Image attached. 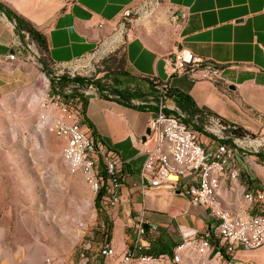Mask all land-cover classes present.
<instances>
[{
  "label": "crops",
  "instance_id": "0c3cea01",
  "mask_svg": "<svg viewBox=\"0 0 264 264\" xmlns=\"http://www.w3.org/2000/svg\"><path fill=\"white\" fill-rule=\"evenodd\" d=\"M2 1L44 35L46 51L17 49L20 38L13 30V22L0 16L1 103L36 102L42 94L39 88L43 73L48 68L107 51L121 43V68L129 75L158 78L190 95L198 108L252 131L258 129L257 123L264 117V0ZM124 9H130L131 15L122 17L130 21L122 37L113 29ZM182 11L186 14L184 20L180 16ZM175 46L188 48L203 62L217 64L219 81L192 80L185 75L168 77L163 56ZM11 51L15 55L6 57ZM84 98L85 124L90 121L99 138L93 139L116 151L128 171L121 201L114 205L115 209L124 214L131 211L134 218L140 199L145 207L144 216L166 230L163 237L167 244L179 240V226L201 230L213 223L208 211L192 205L186 196L173 192L167 185L148 187L140 177L146 153L155 145L146 128L147 111L94 92ZM259 125L264 132V125ZM57 141L60 143L61 139ZM236 158V175L221 177L217 197L223 207L247 215L259 210L264 197V167L255 162L245 164L238 155ZM238 171L245 173V181L238 179ZM247 190H263L262 197L249 207L242 196ZM110 242L116 250L122 248L118 236ZM189 250L194 249L190 245L181 249L180 262L186 260ZM213 264H264V245L239 249L228 260L216 257Z\"/></svg>",
  "mask_w": 264,
  "mask_h": 264
},
{
  "label": "rangeland",
  "instance_id": "374dc122",
  "mask_svg": "<svg viewBox=\"0 0 264 264\" xmlns=\"http://www.w3.org/2000/svg\"><path fill=\"white\" fill-rule=\"evenodd\" d=\"M0 16L6 17L1 12ZM129 22L120 17L115 21L113 31H119L123 37V30L129 29ZM23 36L19 35L21 40ZM25 41L40 52L30 37ZM122 61V44L119 43L107 51L89 54L58 68H48L43 76L51 83L53 73L71 71L73 75L92 80L98 78L111 87L128 91V77L118 75ZM39 90V93L46 91L41 85ZM78 93L76 90L72 92L73 95ZM137 93L145 96V90ZM52 94L55 92L49 91V96ZM42 95L29 104L10 103L9 100L0 102V264H108L100 255V245L118 236L122 240L120 250L110 242L118 258L124 244L133 240L129 222L133 220V213L124 214L108 203L96 201L82 174L67 171L61 158L62 141L59 143V137L40 120V114L45 111L40 106ZM58 100H65L62 92L58 93ZM165 103L172 106L168 101ZM69 106L74 108L76 105L71 102ZM49 107L54 106L49 103ZM53 112L58 113V109L54 108ZM198 123L195 132L206 148L214 145L206 135H215L218 140L226 138L224 130L211 126L209 120ZM259 123L264 125L263 116L256 131L237 124L246 131L244 135L247 137L261 139L260 146L254 150L243 146L246 139L238 137L232 142L231 138L230 143L236 147V163L238 155L245 164L255 162L264 167V132H261ZM237 174L241 182L246 180L245 173L238 171ZM163 231L166 230L162 226H156L153 232L155 243L165 240ZM174 241L168 244L171 249L176 245ZM224 255L220 256L223 260L231 257L227 253ZM181 259L180 255L179 260L173 262L166 254L154 262L133 260L130 264H213L216 257L189 250L186 260L180 262Z\"/></svg>",
  "mask_w": 264,
  "mask_h": 264
},
{
  "label": "built area",
  "instance_id": "2783aa9c",
  "mask_svg": "<svg viewBox=\"0 0 264 264\" xmlns=\"http://www.w3.org/2000/svg\"><path fill=\"white\" fill-rule=\"evenodd\" d=\"M130 12V9H124L121 18L129 17ZM180 16L184 20L185 12L182 11ZM22 33L23 40H17V49L26 48L36 51L31 48L29 42L25 41L29 37L28 34ZM14 55L15 53L11 51L6 54V57ZM163 69L168 77L185 75L192 80L203 78L214 83L219 81V66L217 64L203 62L199 56L194 55L183 46H175L163 56ZM66 74L73 75L71 71H67ZM57 75L59 74L55 72L54 76ZM127 77L128 85H130L128 92L145 90V96H129L127 98L129 103L151 106L146 110L148 113L146 128L153 135L155 145L146 153L140 177L146 180L148 187L167 185L173 192L186 196L192 205L208 211L213 219L212 224H208L201 230L179 226V240L172 249L171 261H178L181 249L189 245L198 254L213 257H219L220 252L227 253L232 257L239 249L251 250L263 246L264 197L259 205V210L247 215L239 214L228 208L227 212H217L214 207V199H218L217 191L220 187L221 177L234 178L236 175L235 145L214 140V145L206 148L203 142L198 140L195 130L182 121L183 113L174 105L167 106L165 101L161 100L165 82L153 77V86H150L141 80L140 75ZM72 86V84L64 86L63 92L70 93ZM41 87L46 91L42 93L43 98H41L40 106L45 111L40 114V120L43 126L61 139V158L67 171L81 173L94 196L99 195V202L112 206L118 204L122 198L121 189L128 171L116 151L105 148L92 138L81 110L78 111L81 106L79 96L85 97L92 92L98 94L96 88L90 83L84 88H78L79 93L75 97H63L65 100L60 101L56 83H49L43 76ZM49 91H53L55 94L49 96ZM101 91L108 98L114 97L108 88ZM71 102L75 103L74 108L69 106ZM49 103H52L54 107H49ZM54 108L58 109V113L53 112ZM167 108L175 112H166ZM168 113H176V120H169V127L156 128V119L168 118ZM208 120L211 126L216 129L221 128L217 117L209 116ZM162 132L170 133V148L181 149L183 159H189L187 171H175L160 162L158 149L159 134ZM242 138L246 139L243 146L251 147L254 150L260 146V137L245 136ZM236 140L238 137L232 138V142ZM262 193L263 190L256 193L247 190L242 193V196L249 207L262 197ZM137 203L136 215L130 225L133 240L128 245L124 244L119 257L116 258L117 253L109 241H104L100 245V255L108 264H130L133 260L139 262L142 259H150L154 262L166 255L164 253L153 255L146 252V249L155 240L153 232L156 225L144 216L145 207L140 199L137 200ZM230 214H238V227L230 226Z\"/></svg>",
  "mask_w": 264,
  "mask_h": 264
},
{
  "label": "trees",
  "instance_id": "16d2710c",
  "mask_svg": "<svg viewBox=\"0 0 264 264\" xmlns=\"http://www.w3.org/2000/svg\"><path fill=\"white\" fill-rule=\"evenodd\" d=\"M0 12L3 13L7 19L12 20L13 30L18 36L23 35L22 32H26L28 34V36L37 43L41 53L46 51V40H45L44 35L41 34L37 29H35L34 26H32L30 24L29 21H27L21 15L16 13L8 4H6L2 0H0ZM119 73L124 75V76H131L123 70L118 72V75H119ZM140 76H141V80L147 82L150 86H153L152 79H154L155 77L153 78L151 76H144V75H140ZM51 83L57 84L58 92H62L63 97H72L73 98L77 95V94L76 95L72 94V92L74 90L78 91V88H84L88 84L91 83L96 88L98 95L102 96L103 98L114 100V101L119 102L125 106L137 107V108L145 110V111L151 108V106H149V105H143V104L134 105V104L129 103V101L127 100V98L129 96L141 97L142 96L141 94H139L137 92L131 93V92H128L127 90H124V89H118L117 87H111L110 85H107V84L103 83L102 81H100V79H98V78L92 80V79L82 77L79 75L69 76L66 73H61L57 76L53 75L51 77ZM68 84L73 85L71 87V92L70 93H64L63 87L68 85ZM105 88H108L109 92L111 94H113L114 97L108 98L106 94L102 93L101 90L105 89ZM79 99L81 100V112H83L84 106L86 104V98L79 96ZM161 100L162 101H166V100L171 101L173 103V105L180 112L183 113L184 116L181 118L182 121L185 122L187 125H189L193 130H198L197 129V128H199L198 122L208 121L209 116L217 117L219 120V124L221 126V129L224 130V134H225L226 138L225 139L221 138L220 140H218L215 135H211V134L206 135L208 138H211V139L219 141V142L227 143L230 145H234V144L230 143L231 138H233V137H241L242 138V137L246 136V135H244L246 133V131L244 129H242L239 125H237L235 123H230L227 120H225L224 118L219 117L217 114H215L213 112L202 110V109L198 108L190 95L179 90L178 88L169 87V86H167L166 83H165V87H164V93L161 95ZM165 111L166 112H175L174 110H170L168 108L165 109ZM172 114H176V113H172ZM83 118H84V120H86V118L84 116H83ZM87 124L89 126L92 138H96L98 140L99 138L95 132L93 125L90 123V121H87ZM257 155H259V154H257ZM95 199H96V201H99V195H96ZM160 240L161 241L158 244L155 243L156 241L154 240L150 244L149 248L146 249V252L149 254H153V255L166 253V254H169L171 256L172 255L171 246L168 245L165 240H163V239H160ZM220 256H225V255L223 252H220Z\"/></svg>",
  "mask_w": 264,
  "mask_h": 264
},
{
  "label": "bare ground",
  "instance_id": "6f19581e",
  "mask_svg": "<svg viewBox=\"0 0 264 264\" xmlns=\"http://www.w3.org/2000/svg\"><path fill=\"white\" fill-rule=\"evenodd\" d=\"M169 120H176V114L168 113V118H157L156 128L169 127ZM158 158L165 167L175 169V171H187L189 166V159H183V151L181 149L170 148L169 132L159 134ZM179 160H181V163H179ZM214 207L217 212H227V208L223 207L218 199H214ZM230 226L238 227V217L233 214H230ZM141 261L151 260L142 259Z\"/></svg>",
  "mask_w": 264,
  "mask_h": 264
}]
</instances>
